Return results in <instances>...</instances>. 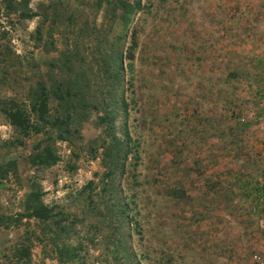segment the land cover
Masks as SVG:
<instances>
[{
	"label": "rangeland",
	"instance_id": "1",
	"mask_svg": "<svg viewBox=\"0 0 264 264\" xmlns=\"http://www.w3.org/2000/svg\"><path fill=\"white\" fill-rule=\"evenodd\" d=\"M31 1L35 6L38 0ZM144 1L149 11L136 20L141 31L127 90L136 102L126 120L139 159L117 182L128 207L130 255L135 264H229L228 257L253 264V254L264 262V208L255 207L264 195V0ZM8 17L0 0V29L10 33L12 48L41 63L49 54L28 36L38 19L10 15L12 23ZM63 40L56 33L57 46ZM22 76L0 83V96L20 94ZM94 118L82 127L84 142L98 132ZM15 136L0 114V210L21 211L34 179L45 202L82 217L83 194L100 186V158L85 144L75 147L76 157L58 142L60 160L37 171L25 157L37 135L17 145ZM11 159L14 167L7 166ZM92 218L93 224L76 223L73 241L83 242L82 264H109L103 251L113 230L110 218L104 228H95ZM28 222L0 227V264H20L12 245L25 228L32 237L31 264H58L48 241H41L39 224Z\"/></svg>",
	"mask_w": 264,
	"mask_h": 264
},
{
	"label": "trees",
	"instance_id": "2",
	"mask_svg": "<svg viewBox=\"0 0 264 264\" xmlns=\"http://www.w3.org/2000/svg\"><path fill=\"white\" fill-rule=\"evenodd\" d=\"M31 2L1 0L8 18L15 15L16 20L38 19L28 36L35 47L49 56L33 64L12 48L10 33L0 29V83L13 79L20 71L24 79L20 94L0 96V114L15 131L16 145L22 144L26 137L37 135L25 155L35 170L49 168L60 160L58 142L67 143L76 157L75 147L85 144L91 157L100 158L103 170L95 194L88 191L83 194L84 190L77 193L84 197L86 210L82 217L58 204L45 202L43 190L33 179L24 194L21 211L12 214L0 210V227L16 228L28 225L32 219L39 224L41 241H48L58 264H82L83 242L73 241L76 223L93 224L94 217L95 228H104L102 222L107 216L113 230L104 241V258L111 259L109 264H135L136 257L130 255L125 239L129 234L125 231L128 207L118 196L117 182L135 169L139 159L137 142L129 135L126 122L130 102L136 100L127 99V90L133 85L132 68L141 31L136 20L149 11V3L38 0L31 6ZM9 21L14 23L11 18ZM58 32L64 36L61 47L55 43ZM91 115L95 117L93 122L98 132L84 142L81 130ZM15 163L11 159L7 166L14 167ZM68 165L75 168L74 164ZM6 169L1 171L5 173ZM93 184L90 179L88 189L92 190ZM260 204H264V195L256 200L255 207ZM31 245L32 237L25 228L12 245L17 262L31 264Z\"/></svg>",
	"mask_w": 264,
	"mask_h": 264
},
{
	"label": "crops",
	"instance_id": "3",
	"mask_svg": "<svg viewBox=\"0 0 264 264\" xmlns=\"http://www.w3.org/2000/svg\"><path fill=\"white\" fill-rule=\"evenodd\" d=\"M260 185H261V183H260ZM263 185V184H262ZM255 201V200H254ZM228 213H234V212H228ZM222 215H224V217L225 216H228L227 215V212H222ZM264 215V214H263ZM225 219V218H224ZM261 221H263L264 222V218H262V220ZM223 223V221L221 220V224ZM223 230H221L220 232H222ZM232 239V237H227L226 239H225V237L223 238V239H220V241L222 240V241H224V240H226V241H230ZM254 239V238H253ZM253 239H251V240H253ZM227 260V262L229 263V264H231V263H234V264H236V259L235 260H233L232 258H230V257H228V259H226Z\"/></svg>",
	"mask_w": 264,
	"mask_h": 264
},
{
	"label": "built area",
	"instance_id": "4",
	"mask_svg": "<svg viewBox=\"0 0 264 264\" xmlns=\"http://www.w3.org/2000/svg\"><path fill=\"white\" fill-rule=\"evenodd\" d=\"M262 205L264 208V204H260ZM261 207V206H260ZM253 264H264L263 260L260 258V256L258 254H253Z\"/></svg>",
	"mask_w": 264,
	"mask_h": 264
}]
</instances>
